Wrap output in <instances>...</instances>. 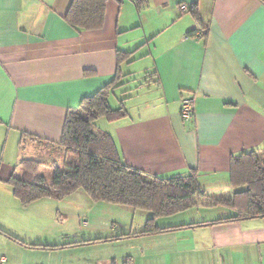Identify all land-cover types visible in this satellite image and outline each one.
Wrapping results in <instances>:
<instances>
[{
    "label": "crops",
    "instance_id": "0c3cea01",
    "mask_svg": "<svg viewBox=\"0 0 264 264\" xmlns=\"http://www.w3.org/2000/svg\"><path fill=\"white\" fill-rule=\"evenodd\" d=\"M72 2L0 0V180L23 159L38 160L33 138L61 148L68 113L114 81L119 51L135 52L120 65V84L137 75L134 91L145 90L146 101L94 133L110 134L122 163L144 176L196 172L202 205L231 198V159L264 151V0H108L94 31L69 25ZM186 97L195 100L190 122L181 115ZM197 228L211 232L206 251L224 262L264 264V218Z\"/></svg>",
    "mask_w": 264,
    "mask_h": 264
},
{
    "label": "trees",
    "instance_id": "16d2710c",
    "mask_svg": "<svg viewBox=\"0 0 264 264\" xmlns=\"http://www.w3.org/2000/svg\"><path fill=\"white\" fill-rule=\"evenodd\" d=\"M107 1L73 0L66 21L77 31L99 30L104 26ZM134 2L142 7L147 0ZM190 11L201 22L196 6H191ZM196 34L197 30L189 32L190 37ZM134 54L119 51L118 72L114 81L96 95L83 99L76 110L68 113L59 143L65 151L63 167H54L49 177H45L42 174L44 166L40 161L23 159L8 181L14 196L26 206L47 198L63 200L82 189L95 203L107 202L151 212L152 217L140 236L264 218V151L256 150L243 152L231 159L229 184L234 190L233 196L228 199H211V202L203 204L215 207L220 205L232 210L233 214L213 222L191 223L180 228H160L156 225V219L197 208L199 201L207 200L208 196L196 172L182 178L154 177L147 180L142 172L122 163L110 134L94 133V127L98 126L100 120L115 122L129 115L124 103L126 98L114 109L110 104V96L125 85L120 84V65L133 62ZM33 140L37 141V145L42 144L39 139ZM93 242L90 240L78 244Z\"/></svg>",
    "mask_w": 264,
    "mask_h": 264
},
{
    "label": "rangeland",
    "instance_id": "374dc122",
    "mask_svg": "<svg viewBox=\"0 0 264 264\" xmlns=\"http://www.w3.org/2000/svg\"><path fill=\"white\" fill-rule=\"evenodd\" d=\"M134 78L137 81L126 83L112 95V108H118L126 98V109L134 115L132 106L146 101L145 90L134 91L142 80L137 75ZM125 90L130 91L123 94ZM106 124L103 119L97 123L101 128ZM38 147L33 156L44 166L43 176L49 177L56 166L63 167L62 148L43 143ZM25 155L31 158L28 148ZM2 158L0 152V165ZM231 213L220 205L200 204L183 213L160 217L155 223L160 228H180ZM151 217L149 211L95 203L82 189L63 200L47 198L24 206L14 197L11 185L0 180V264H228L213 250L206 251L212 240L209 231L182 228L140 236ZM90 240L94 242L78 244Z\"/></svg>",
    "mask_w": 264,
    "mask_h": 264
},
{
    "label": "built area",
    "instance_id": "2783aa9c",
    "mask_svg": "<svg viewBox=\"0 0 264 264\" xmlns=\"http://www.w3.org/2000/svg\"><path fill=\"white\" fill-rule=\"evenodd\" d=\"M182 12H187L188 7L183 6L181 8ZM181 115L185 122H190L195 116V100L192 97H186L182 100Z\"/></svg>",
    "mask_w": 264,
    "mask_h": 264
}]
</instances>
